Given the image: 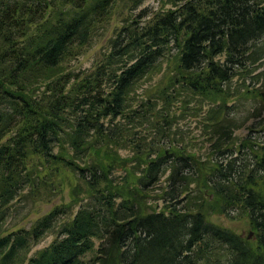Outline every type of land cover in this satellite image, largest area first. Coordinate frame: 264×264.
I'll return each instance as SVG.
<instances>
[{
	"label": "trees",
	"instance_id": "16d2710c",
	"mask_svg": "<svg viewBox=\"0 0 264 264\" xmlns=\"http://www.w3.org/2000/svg\"><path fill=\"white\" fill-rule=\"evenodd\" d=\"M123 1L133 11L143 0H0V264H264V141L230 148L220 119L234 78L238 100L262 97L250 65L264 58V0L140 9L88 72L65 70ZM174 93L213 104L203 125L218 135L213 160L199 164L190 143L179 145L167 109ZM66 186L86 196L69 220L74 200L27 229L4 228L16 198ZM234 210L251 238L206 218ZM52 229L55 239L28 256Z\"/></svg>",
	"mask_w": 264,
	"mask_h": 264
},
{
	"label": "rangeland",
	"instance_id": "374dc122",
	"mask_svg": "<svg viewBox=\"0 0 264 264\" xmlns=\"http://www.w3.org/2000/svg\"><path fill=\"white\" fill-rule=\"evenodd\" d=\"M169 8H171V6L168 0H143L136 10L133 11L130 10V7H128L125 1L118 3L103 28L98 30L97 33L91 37L88 44L81 49L80 54L77 55L75 59L66 63L63 68L67 71L88 72L95 63L101 61L106 55L109 49V42L114 37L118 28L129 22L133 18V15L140 9H144V13L150 16L152 13ZM144 19L145 18H142V21ZM221 58L222 57H220V59ZM161 63L163 64L164 62ZM163 69L164 65H161L160 71L150 76L148 81H144L140 84L133 92V95L130 93V105L132 107H134L139 100L145 99L149 93L148 91H150L155 82L161 79L160 76ZM250 69H253L250 77H252L253 74L260 75L259 81L255 84V87L258 88L260 85L264 84V58L256 60L250 65ZM236 81L237 84H239L237 78L231 81L230 96L225 99L226 112L228 115L224 117V114H222L220 118L221 121H225V123L228 122L229 128H232L229 137L230 141H227L226 144H228L230 148H237L241 142L247 139L248 142H251L254 147H256L264 141V136L262 134V132L264 133V106L262 105V101L264 100V87L259 89L263 91L261 98L257 99L248 96V99L238 100L237 94L233 93L237 86L234 85ZM248 83H250L249 81H247L246 84L250 85ZM185 95L184 93H174L172 98L169 99L170 106H168L167 109L174 115L171 122V129L175 132V138L179 143L182 142L179 144L180 146H183L185 143H190L191 147L188 146L190 153L193 154L194 158L197 159L196 161L201 164L208 159L213 160L215 157L211 152L212 145L218 135L212 138L211 133L208 132L209 130L203 128L205 123L209 125V120L211 118L209 119L208 110L211 109L213 104L198 99L197 97H187ZM159 103V101L155 103L156 109L160 108ZM142 128L143 127L140 129ZM140 129L138 131H140ZM120 153L121 156L126 155L125 152ZM193 163L195 166V161ZM116 174L122 175V172L119 171L116 172ZM164 178L165 176L160 179V188L164 187ZM193 185L192 183L189 184V189H193ZM158 193L157 189L153 191L155 195ZM42 195L40 199H34L29 196H27V199H23V197L16 198L12 203L8 218L4 222V228L8 231L19 227L27 229L36 218L49 211L51 208L67 205L74 200L75 204L70 205L68 213L64 218L69 220L86 197L81 192H73L72 188L67 186L60 194L46 192ZM208 199L211 201V196H209ZM148 201L150 203L155 202L152 200ZM155 203H157V208L161 207L160 200ZM206 218L212 224L226 228L241 236H246L249 232L245 216L237 210L232 211L229 218L215 213L207 214ZM61 220H59L56 225H58ZM55 237L56 229L47 232L37 244L31 246L28 256H32L37 250L48 246ZM97 248L98 244L96 243V245L94 244L93 252L86 256L85 259L95 256Z\"/></svg>",
	"mask_w": 264,
	"mask_h": 264
},
{
	"label": "water",
	"instance_id": "95a60500",
	"mask_svg": "<svg viewBox=\"0 0 264 264\" xmlns=\"http://www.w3.org/2000/svg\"><path fill=\"white\" fill-rule=\"evenodd\" d=\"M262 105L264 106V100L262 101ZM249 236H250V234H248V237H247V239L249 238Z\"/></svg>",
	"mask_w": 264,
	"mask_h": 264
}]
</instances>
